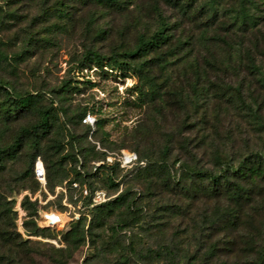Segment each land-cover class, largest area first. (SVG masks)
Masks as SVG:
<instances>
[{
    "label": "rangeland",
    "instance_id": "obj_1",
    "mask_svg": "<svg viewBox=\"0 0 264 264\" xmlns=\"http://www.w3.org/2000/svg\"><path fill=\"white\" fill-rule=\"evenodd\" d=\"M173 1L119 0L118 6L109 7L94 0H0V47L8 56L0 58V79L17 92H45L43 103L56 99L71 113L90 111L101 127L92 135L97 128L92 125V131L83 139L84 146L90 142L102 154L100 158L88 156L86 160L83 155H77L76 168L84 163L88 174L85 180L82 176L73 180L75 173L70 171L53 188L47 182L46 189L37 179L38 185H31L24 174L26 156L7 159L9 168L0 174V225L19 234L18 241L23 239L28 243L26 248L14 245L15 254L0 239L1 264H57L59 259L66 264H121V254L131 251L132 244L143 258L138 253L142 263L137 264H167L164 255L158 253L173 240L186 249L188 256H196L199 264L220 260L232 263L240 259L211 256L206 254L205 247L199 246L197 226L214 210L211 200L186 199L165 187L162 181L151 183L120 165L115 167L118 183L112 186L106 179L107 169L103 165L95 169L98 166L94 162L104 160L109 152L130 151L153 161L167 143L169 170L177 180L181 160H197L199 165L216 170L215 152L237 160L252 150L264 151V0H255L251 5L258 24L244 33L217 26L205 30V17L200 14L206 10L207 0L190 2L187 11L200 13L197 18H192L190 13L182 14L179 4H171ZM221 1L224 7L235 4V0ZM222 6L219 5V11ZM158 13L171 21V40L184 44L187 55L199 58L202 71L206 72L198 81L192 77L186 60L172 58L166 70L153 60L152 74L160 90L168 92L150 103L141 95L140 79L133 70L122 73L112 70L106 62L102 68L92 61L82 62L87 50L109 56L122 46H132L139 34L150 35L157 27ZM99 30L103 31L99 33ZM229 51L234 54L231 59L238 63L224 67L222 61H228ZM247 52L255 58L257 70L248 67ZM237 55L241 56L240 61ZM206 57L209 63L221 64L222 68L207 65L203 59ZM65 84L68 91L62 93L60 89ZM234 88L241 90V98L234 95ZM20 123L18 120L0 128V145L11 139ZM63 142L65 146L57 153L58 157H64L69 150L68 137ZM64 166L71 168L72 161H64ZM73 182L86 185L90 191L105 190L108 200L129 190L144 209L142 220L119 229L117 235L106 241L98 239L93 240L94 244L85 242L74 247V236L66 235L71 228L70 216L74 212L84 213L86 227L93 208L84 206L86 200ZM30 195L37 197L36 217L29 216V210L22 205L25 196L32 201ZM174 201L182 206V211L175 215L162 211L164 204ZM124 209L125 206L118 208L109 217L101 230L102 236L111 234L110 227L116 225ZM45 212L53 220L62 217L63 223L31 235L28 228L32 224L27 226L25 222L33 219L37 227L43 228ZM148 249H154L151 258L146 254ZM129 254L131 260L127 264H132V251Z\"/></svg>",
    "mask_w": 264,
    "mask_h": 264
},
{
    "label": "trees",
    "instance_id": "obj_2",
    "mask_svg": "<svg viewBox=\"0 0 264 264\" xmlns=\"http://www.w3.org/2000/svg\"><path fill=\"white\" fill-rule=\"evenodd\" d=\"M94 1L109 7H116L120 4L119 0ZM191 1L193 0H174L171 4L174 6L179 4L178 7L182 14L190 13V15L193 14L192 18H197L200 13L195 10L187 11ZM255 3V0H235L234 6L224 7L223 1L207 0L205 3L207 4L206 10L200 14L205 17L203 19L205 20V30L215 26L229 32L244 33L254 29L258 24V18L252 12L254 7L252 8L251 5ZM220 4L223 5L221 11H219ZM158 16V24L155 30L150 35L139 34L132 46H122L109 56L90 49L83 55L82 62L92 61L99 68H102L103 63L106 62L112 70L117 69L122 73L133 70L140 79L141 95L150 103L162 99L165 93L168 92L163 91V89L160 90L158 81H156L155 75L152 74L150 62H153V60L165 70L168 69L172 58L186 60L190 63L192 77L198 81L206 72L202 71L203 67L197 60L199 58L187 55L184 44L178 40H171L172 37L169 33L171 21H168L162 13H158ZM102 31L99 30L98 32L101 33ZM228 53L230 55L227 58L228 61L221 62L224 67H231L238 63L231 59L233 52L229 51ZM150 54L153 55L151 59L148 58ZM15 55L17 56L18 53ZM7 57V53L0 47V58ZM239 57L241 56L237 55L238 60ZM203 59H205L207 65L211 64V66L218 69L222 68L221 64L216 66L217 64L209 63V57ZM247 59H249L248 67L257 70L255 58L249 52H247ZM60 91L62 93L68 91L66 84L63 85ZM234 92V95L241 98L240 89L234 88ZM46 94L40 90L37 92H17L8 82L0 79V128L21 120L11 139L0 145V174L8 170V158L23 155L27 158L24 174L30 180L31 185L37 186L34 163L36 158L40 156L44 161L49 187L53 188L61 183L70 171L75 173L73 180H80L81 176L85 180L88 174L84 169V163L82 165L80 163L76 168L77 155H83L85 160L88 156L100 158L102 155L94 150L95 146L90 142L84 146L83 139L91 130L92 125L84 123L83 118L90 111L84 109L80 114L71 113L56 99L50 100L49 103H43V100L47 97ZM50 96L53 97L54 95L50 94ZM249 107H252V105ZM256 117L258 116L256 115ZM94 125L97 128L91 130L92 135H96L98 128L101 127L97 118L94 120ZM79 130L82 132H79ZM65 137H68L69 150L64 154V157H58L57 153L63 150L65 146L63 142ZM160 153L159 158L153 161L143 157L142 154L139 156L136 153L139 160H144L145 163H137L129 170L131 174L135 172L137 176H143L151 183L156 182V180L162 181L165 187H170L175 193L186 199L212 201L214 210L207 213L200 225L197 226L200 229H196L198 231L196 237L199 239V246L205 247L206 254L211 256L221 255L228 258L236 256L240 258L235 257L237 260L232 263H228L227 260H220L214 262V264H264V151L252 150L237 160L223 153L215 152V157L218 158L213 162L217 167L216 170L199 165L200 162L197 160L196 162L181 160V172L177 180L172 177L169 170V146L167 143L163 145ZM67 160H71L73 165L68 169L64 166V161ZM102 165L107 169L106 179L108 182L112 186L116 185L118 183V173L115 167L119 163H103L100 166ZM82 198L86 200L84 206L88 207L91 201L90 197ZM22 205L29 210V216L36 217V214L39 213L36 200L30 201L25 196ZM124 206L125 209L121 211L116 225L110 227L111 234H103V237L101 230L104 228L106 221L115 214L118 208ZM181 207L174 201L171 204H164L162 211L175 215L182 211ZM92 208L93 216L86 227L84 226V213L81 212L77 219L72 220L71 228L66 232V235L72 234L74 236V247L76 248L85 242L94 244L95 241L93 240L106 241L108 238H113L114 235L118 234L119 229L138 224L144 214L143 207L137 203V199L133 198L129 190L120 192L114 199L93 205ZM29 224H32L28 228L31 235H38L49 228L48 226L37 227L33 219L25 222V225L29 226ZM20 237L19 234L4 230L0 225V239L3 240L1 243L2 245L8 244L11 253L16 254V249H12L14 245L26 248L25 244L28 243V240L18 241L17 238ZM203 241L205 243H202ZM108 243L109 241H107L106 246H108ZM130 250L134 257L131 261L132 264L142 263L140 261L143 259L140 256L141 251L139 252L137 246L132 244ZM57 251H62V249H57ZM129 252L121 254V264L130 262L131 255ZM152 253H154V249L146 251L149 258H151ZM137 254L141 259L137 257ZM158 254L164 255L167 264H199L196 256H188L186 249L183 250L181 244L179 245L174 240L170 244H165L161 253ZM1 261L0 257V264ZM56 262L57 264H66L62 259Z\"/></svg>",
    "mask_w": 264,
    "mask_h": 264
},
{
    "label": "built area",
    "instance_id": "obj_3",
    "mask_svg": "<svg viewBox=\"0 0 264 264\" xmlns=\"http://www.w3.org/2000/svg\"><path fill=\"white\" fill-rule=\"evenodd\" d=\"M94 120L95 118L91 115V113H87L85 115V117L83 118V122L84 123H89L91 125L94 124ZM115 162H118L119 165L121 167L124 168H131L133 165L140 163V164H144L145 161L144 160H139L138 155L134 152H130V151H122V153H118V152H109L104 160L98 161V162H94L95 166H100L103 163L106 164H113ZM34 175L36 177V179L39 181L41 187H43L44 189H46V185H47V175H46V169H45V165H44V161L43 159L38 156L35 160L34 163ZM73 185L76 187H80V193L82 197H90V206L99 204V203H103L105 201H107L110 197L108 196L107 192L103 189H96L95 191H90L89 188L86 185H79V183L77 182H73ZM59 188L65 190V188H63V186H60ZM30 199L31 200H36L37 197H32L30 195ZM53 212V211H51ZM58 216L61 217L60 214L57 213ZM80 216L79 212H74L73 215L70 216V219H77ZM43 220L45 222V226L48 227H52V226H56L60 223H63V218H59L57 220H59L57 222V220H53L49 215H47V212L44 213L43 215ZM53 220L54 223L53 224H49V222ZM57 222V223H56Z\"/></svg>",
    "mask_w": 264,
    "mask_h": 264
},
{
    "label": "water",
    "instance_id": "obj_4",
    "mask_svg": "<svg viewBox=\"0 0 264 264\" xmlns=\"http://www.w3.org/2000/svg\"><path fill=\"white\" fill-rule=\"evenodd\" d=\"M54 223V221L53 220H51L50 222H49V224L51 225V224H53Z\"/></svg>",
    "mask_w": 264,
    "mask_h": 264
}]
</instances>
